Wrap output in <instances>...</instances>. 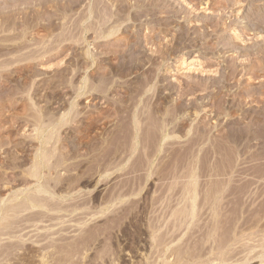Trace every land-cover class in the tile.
<instances>
[{"label": "rangeland", "instance_id": "obj_1", "mask_svg": "<svg viewBox=\"0 0 264 264\" xmlns=\"http://www.w3.org/2000/svg\"><path fill=\"white\" fill-rule=\"evenodd\" d=\"M70 1L0 0L28 51L114 15L0 47V264H264V0Z\"/></svg>", "mask_w": 264, "mask_h": 264}, {"label": "bare ground", "instance_id": "obj_2", "mask_svg": "<svg viewBox=\"0 0 264 264\" xmlns=\"http://www.w3.org/2000/svg\"><path fill=\"white\" fill-rule=\"evenodd\" d=\"M46 1V0H45ZM63 1V0H62ZM72 1V0H71ZM70 1V2H71ZM43 2V1H42ZM50 2V1H49ZM55 2V1H54ZM58 2V1H57ZM60 2V1H59ZM67 2H68V0H66V2H65V4H67ZM76 2V1H75ZM78 2V1H77ZM94 2V1H93ZM97 2H100L99 0L97 1ZM46 3V2H45ZM52 3V2H51ZM64 3V2H63ZM62 3V4H63ZM72 3H73V1H72ZM95 3V2H94ZM101 3L103 4V2L101 1ZM36 4V3H35ZM40 4H41V2H40ZM48 4V3H47ZM53 4V5H52ZM52 4H50L51 6H55L56 4H54V3H52ZM58 4V3H57ZM68 4H71V3H68ZM74 4V3H73ZM34 5V4H33ZM42 6H44L43 4H41ZM80 5V4H79ZM103 5H105V4H103ZM102 5V7H103V9H104V7L105 6H103ZM107 5V4H106ZM41 6V7H42ZM50 6V7H51ZM74 7L76 6V4L75 5H73ZM91 6H92V4H91ZM110 6V5H109ZM8 7V6H7ZM45 7V6H44ZM46 7H47V9H48V6L46 5ZM55 7H57V6H55ZM62 7H64V6H62ZM68 7V8H67ZM67 7H65V11H66V8H67V10L69 9V5L67 6ZM72 7V6H71ZM102 7H100V5L99 4H93V7H92V10L91 9H89V11L91 10V12H90V16H85V17H91V13H93V12H95V15H92L93 17L92 18H97V23L99 22L98 21V19H100L101 21H102V23L101 24H106L108 21H110V19L114 16V15H112V17L110 18L109 16H107V17H109V20L106 18L105 19V15H107L105 12H107L106 10H108V8L105 10V12L103 13V12H101L102 10H100ZM106 7H108V6H106ZM105 7V8H106ZM5 8V7H4ZM43 8V7H42ZM53 8V7H52ZM60 8H61V6H60ZM91 8V7H90ZM123 8V7H122ZM7 9V8H6ZM9 9V8H8ZM8 9H7V11H8ZM29 9H30V6H29ZM57 9H59V7L57 8ZM73 9V7L72 8H70V11ZM9 10H11L12 11V9H9ZM41 10V9H40ZM53 10H55V9H53ZM53 10H52V12H53ZM60 10H62V11H59L58 12V10L56 11V12H58V13H60L59 14V16L57 15V13H56V16H58L57 18L59 19H61V20H59V22H57L56 21V23L54 22V20L52 19V16L54 15L53 13H51V11L49 12V13H51V15H47L46 17H48L47 18V20L45 21V23H43V22H41V23H43L42 25L43 26H45L46 28L48 27H56V28H58V24H61L62 25V32L60 33L59 31H61V25L59 26V31H58V33H56V34H53V36L52 35H50V36H52V39L53 40H48L47 39V37H49V36H47L46 37V40H47V42H44V41H46V40H44V41H41V42H44V43H41V42H39V43H41L42 45H41V47L39 48H33L32 49V47H31V49L28 51V49L30 48V44L31 43H26L25 42V40L24 41H21V42H16V43H12V44H8V45H6V46H3V45H5V44H3L2 46H0V47H3V49H5L4 47H6L8 50H13V51H15V52H18L17 54H15V52H13V54L11 55V56H9L8 54L6 55V57L5 58H3L2 59V63L3 64H9L10 62H12V61H14V60H21V59H28V58H30L29 60H31V58H36V57H39V55H41L40 57H41V59H40V61L41 62H43L44 60H49V59H52V58H54L55 56H57L60 52H62L64 49H66L68 46H69V44L71 45V43H73V42H71V43H65V44H62V45H58L57 43H59V41H65L66 39H68V37L71 35V33L73 32V30L75 31H77L78 29H82L81 31H84V33H86L89 29H91L92 27H94V25H95V21L92 19V21H90V23H87V24H81V22H78V20H76L75 18H73L74 19V21H71L70 23L71 24H68L69 26H68V28L71 26V28H72V30H71V28H70V34H69V32L67 31L68 29L66 28V27H63L64 26V24H66V23H64V21L63 20H66V19H68L69 20V18L71 17V15L70 14H67V15H69L70 17L69 18H67V15H66V13L67 12H65V11H63L64 9L62 8V9H60ZM5 11V12H4ZM4 11H2L1 9H0V20H1V23L3 24V25H5L6 26V29H7V27L8 26H10L9 28H12V26L13 25H15L16 24V18L14 17V14L12 13V12H6V10L4 9ZM45 11V10H44ZM69 11V10H68ZM69 11V12H70ZM75 11V10H74ZM88 11V12H89ZM120 11V10H119ZM13 12H14V10H13ZM32 12L34 13V11L32 10ZM43 12V11H42ZM41 11H40V13H42ZM109 12V11H108ZM107 12V13H108ZM116 12H118V11H116ZM116 12H115V14H116ZM121 12V11H120ZM20 13V12H19ZM47 13V12H46ZM81 13V12H80ZM80 13H77V16H78V14L80 15ZM87 13V12H86ZM39 14V11H38V13L36 14V13H34V14H31V11H30V13H23V16H22V22H24V24L25 23H27V26H28V24H29V22H30V19H31V22H33L34 23V20L36 19H34V17L36 16V15H38ZM43 14V13H42ZM76 14V13H75ZM84 13L82 12V15H83ZM45 15V14H44ZM74 15V14H73ZM73 15H72V17H73ZM82 15L80 16V18L79 19H81V17H82ZM110 16H111V14H109ZM117 15V14H116ZM39 16H40V14H39ZM38 16V17H39ZM37 17V16H36ZM37 17V18H38ZM41 17H43V15L41 16ZM72 17H71V19H72ZM116 18L118 17V15L117 16H115ZM19 18V17H18ZM21 18V17H20ZM56 18V17H55ZM56 18V19H57ZM76 18H78V17H76ZM84 18V17H83ZM87 18V19H88ZM34 19V20H33ZM44 19V18H43ZM57 19V20H58ZM86 19V20H87ZM118 19V18H117ZM37 20V19H36ZM38 21V20H37ZM42 21V20H41ZM82 21H83V23H84V20L82 19ZM100 21V22H101ZM18 22V21H17ZM69 22V21H68ZM67 22V23H68ZM88 22V21H87ZM115 22V21H114ZM58 23V24H57ZM80 23V24H79ZM93 23H94V25H93ZM18 24V23H17ZM35 24V23H34ZM37 24V23H36ZM40 23H39V21H38V25H39ZM3 25H2V28H3ZM20 25V24H19ZM30 25V24H29ZM58 25V26H57ZM67 25V24H66ZM98 27H96L97 29L99 28V24L97 25ZM102 26V25H101ZM105 26L106 25H104V27L103 28H105ZM24 27V26H23ZM22 27V28H23ZM100 28H102V27H100ZM5 29V30H6ZM14 29V28H13ZM29 29V28H28ZM42 29V28H41ZM54 29V28H53ZM53 29H51V30H53ZM94 29H95V27H94ZM93 29V30H94ZM106 29V28H105ZM22 30V29H21ZM20 30V31H21ZM43 30H44V28H43ZM48 30V29H47ZM46 30V31H47ZM112 30V29H111ZM75 31V32H76ZM80 31V30H79ZM78 31V32H79ZM3 32V31H2ZM28 32V31H27ZM74 32V33H75ZM103 32V31H102ZM22 33V32H21ZM24 33H26V32H24ZM47 33V32H46ZM50 33H51V31H50ZM74 33H72V35L74 34ZM81 33V32H80ZM79 33V34H80ZM111 33V32H110ZM75 34H77V32L75 33ZM101 34V33H100ZM15 35V34H14ZM47 35H49V34H47ZM82 35V34H81ZM80 35V36H81ZM20 36H23L22 34L20 35ZM24 36H25V34H24ZM46 36V35H45ZM74 36V35H73ZM72 36V37H73ZM76 36V35H75ZM97 37H98V34L96 35ZM105 36V35H104ZM107 36V35H106ZM1 37V36H0ZM4 37V36H3ZM1 38V39H3V40H7L8 41V38L10 37H8L7 35H5V37L6 38ZM8 37V38H7ZM12 38H13V36H11ZM19 37V36H18ZM18 37H16V36H14V38H18ZM71 37V38H72ZM110 37V36H109ZM25 38V37H24ZM30 38V37H29ZM34 38V37H33ZM41 38H43V37H41ZM50 38V37H49ZM76 38H77V36H76ZM40 39V38H39ZM44 39H45V37H44ZM81 39H83V38H81ZM110 39V38H109ZM2 40V41H3ZM10 40H11V38H10ZM13 40V39H12ZM70 40V39H69ZM78 40H79V38H78ZM15 41H18V39L16 40V39H14V41L13 42H15ZM26 41H28V40H26ZM31 41V40H30ZM34 41V40H33ZM58 41V42H57ZM75 41H77L76 39H75ZM10 42V41H9ZM66 42V41H65ZM0 43H1V41H0ZM78 43V42H77ZM81 43V42H80ZM27 44H29V45H27ZM33 44H35V43H33ZM1 45V44H0ZM38 45V43L35 45V46H37ZM73 45V44H72ZM29 46V47H28ZM262 46V45H261ZM26 47H28V49L26 48ZM70 47V46H69ZM259 47V46H258ZM24 49V48H26L27 50H25V52L24 53H22L23 52V50H21V49ZM2 49V48H1ZM112 49V48H111ZM111 49H110V51H111ZM249 49V48H248ZM251 49V48H250ZM254 49H256V48H254ZM20 50H21V52H20ZM107 50H108V48H107ZM258 50V49H257ZM27 51V52H26ZM51 51V52H50ZM54 51V52H53ZM86 51V50H85ZM106 51V50H105ZM118 51V50H117ZM251 51V50H250ZM6 52V51H5ZM50 52V53H49ZM113 52V51H112ZM116 52V51H115ZM253 52V51H252ZM257 52V51H256ZM255 52V53H256ZM7 53V52H6ZM9 53V52H8ZM10 53H11V51H10ZM90 52H84V54H85V57H83V56H81V57H83V58H81L82 59V61L84 62V60H87V62L88 63H90L89 61L90 60H88L89 58H91V56L92 55H90L89 54ZM109 53V52H108ZM251 53V52H250ZM249 53V54H250ZM258 53H260V55L261 56H263L262 58H261V60L262 59H264V51H262V53L261 52H259V50H258ZM96 54V53H95ZM112 54V53H111ZM252 54V53H251ZM257 54V53H256ZM256 54H255V56H256ZM263 54V55H262ZM253 55V54H252ZM252 55H251V57H252ZM259 55V54H258ZM259 55V56H260ZM1 56H2V54H1ZM3 56H5V54L3 55ZM254 56V57H255ZM95 57V55L92 57L93 58V60H91V61H94V59L97 57V55H96V57ZM33 59V60H34ZM84 59V60H83ZM97 59V58H96ZM257 59V58H256ZM43 60V61H42ZM255 60V59H254ZM15 61V62H16ZM23 61V60H22ZM80 61V60H79ZM258 61H260V59L258 60ZM262 61H264V60H262ZM262 61H260L259 63L261 64V62ZM86 62V61H85ZM88 63H87V65H88ZM92 63V62H91ZM99 63V62H98ZM251 63V62H250ZM258 63V62H257ZM256 63V64H257ZM258 63V64H259ZM12 64V63H11ZM85 64V63H84ZM251 64H255L254 62L253 63H251ZM257 64V65H258ZM264 64V62L262 63V65ZM249 66H250V64H248ZM248 66V67H249ZM252 66V65H251ZM254 66H256V65H254ZM253 67V66H252ZM251 67V68H252ZM259 67V66H258ZM3 68V67H2ZM261 68V67H260ZM256 71H257V69H256ZM264 71V70H263ZM253 72H255V71H253ZM1 73V72H0ZM62 76V75H61ZM250 93V92H249ZM137 117H138V115H137ZM139 121V120H138ZM144 122V121H143ZM139 125V124H138ZM141 126V125H140ZM142 127V126H141ZM263 129V128H262ZM261 133V132H260ZM261 137V136H260ZM259 137V138H260ZM151 139V138H150ZM153 139V138H152ZM155 140H156V137L154 138ZM152 140V141H155V140ZM154 143V142H153ZM38 191H41L40 189L38 190ZM42 191H45V190H42ZM31 197V196H30ZM37 197V196H36ZM40 197V196H39ZM31 199V198H30ZM38 199V198H37ZM40 199V198H39ZM31 201L33 202L34 200H32L31 199ZM35 203V202H34ZM40 204V203H39ZM43 204H44V202H43ZM192 204V203H191ZM20 205V204H19ZM1 206V205H0ZM43 206V205H42ZM20 207V206H19ZM44 207V206H43ZM17 208V207H16ZM2 209V208H1ZM13 209V208H12ZM11 209V210H12ZM4 210V209H3ZM11 210H8V213L10 214V212L9 211H11ZM14 210V209H13ZM16 211V210H15ZM5 212V211H4ZM3 212V213H4ZM14 213V212H13ZM4 214H6V216H7V212L6 213H4ZM8 214V215H9ZM1 215H3L2 213L0 214V222L2 221V219L3 218H5L6 216H1ZM7 219V218H6Z\"/></svg>", "mask_w": 264, "mask_h": 264}]
</instances>
